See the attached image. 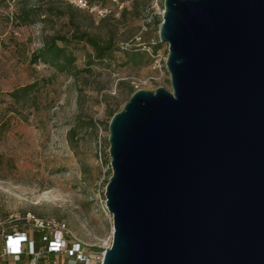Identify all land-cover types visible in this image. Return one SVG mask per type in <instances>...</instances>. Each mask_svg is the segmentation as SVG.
<instances>
[{"label":"water","instance_id":"95a60500","mask_svg":"<svg viewBox=\"0 0 264 264\" xmlns=\"http://www.w3.org/2000/svg\"><path fill=\"white\" fill-rule=\"evenodd\" d=\"M170 88L108 121L101 264H264V0H163Z\"/></svg>","mask_w":264,"mask_h":264},{"label":"rangeland","instance_id":"374dc122","mask_svg":"<svg viewBox=\"0 0 264 264\" xmlns=\"http://www.w3.org/2000/svg\"><path fill=\"white\" fill-rule=\"evenodd\" d=\"M92 1L108 6L109 13L98 17L80 9L76 18L80 28L100 40L110 37L122 46L136 36L159 40L163 0H119L122 5ZM67 4L0 0V229L30 231L41 221L54 236L77 243V261L88 256L96 264V252L112 239V214L104 194L111 174L107 109L122 107L130 85L133 90L170 88L168 49L161 41L157 56L146 52L151 59L140 63L125 62V55L116 49L110 65L89 66V46L79 43L73 46L78 57L70 72L31 62V53L47 35L72 34ZM34 79L38 84L28 96L10 93ZM90 116L100 122L95 131L86 125ZM76 117L79 125L69 140L67 131ZM61 222L67 233L56 225ZM60 258L65 262L69 256L61 253Z\"/></svg>","mask_w":264,"mask_h":264},{"label":"trees","instance_id":"16d2710c","mask_svg":"<svg viewBox=\"0 0 264 264\" xmlns=\"http://www.w3.org/2000/svg\"><path fill=\"white\" fill-rule=\"evenodd\" d=\"M66 1V0H65ZM92 1V0H91ZM68 2V1H67ZM101 3V2H100ZM70 2L67 4V21L72 27V34H61L54 33L49 34L44 38L43 44L35 49L30 55V61L35 63H44L54 68L58 72H70L76 67L77 53L74 47H77L79 43L84 46L88 45L89 50L87 52V65L90 66L92 63H103L110 65L113 59V52L117 49L125 55V62L129 63H140L145 60H150L151 57H147L145 46L151 45L154 50H157L161 41L156 40H144L142 36L139 39H133L128 46H122L121 44L114 43L112 38L106 40H100L96 35L92 34L89 30L80 28V22L76 18V11H79L80 7ZM145 59V60H144ZM86 66L85 68H87ZM38 81L36 79L28 81L20 86L13 88L10 93L15 97H26L28 96L37 86ZM129 92L128 97L133 91L132 86H128ZM128 99V98H127ZM115 107H109L107 109L108 121L111 115L117 111ZM79 118L73 119L70 128L68 129V138L72 139L76 129L79 125ZM100 123L98 120L91 116L87 118L86 125L88 128L95 131L97 124ZM28 240L32 242L33 252H30L25 246V249L18 253L16 256L10 258L0 257V264H10L14 261L19 264H70L69 258L64 262L60 256L61 253H55L48 250V243L54 238V235L41 226L33 225L31 230H24ZM13 230L0 229V244L6 241L7 235L11 234ZM71 245V243H68ZM80 264V262H78Z\"/></svg>","mask_w":264,"mask_h":264},{"label":"built area","instance_id":"2783aa9c","mask_svg":"<svg viewBox=\"0 0 264 264\" xmlns=\"http://www.w3.org/2000/svg\"><path fill=\"white\" fill-rule=\"evenodd\" d=\"M66 1L82 8V9H86V10L94 13L98 17L105 16L110 11V8L108 6L103 5L101 3H98V2H95V1H91V0H66ZM113 1L116 3H119L120 5L123 4V2H119V0H113ZM142 29H145V24H142L141 30ZM135 38L139 39L140 36H136ZM145 50L151 57H156L158 54L157 51L154 50L151 45L145 46ZM154 60L156 61V59H154ZM52 223L55 224L54 222H52ZM34 225L41 226L42 228H46V229H47V227H49V226H47V224H43L41 221L39 222V224L34 223ZM56 225L59 228H61L62 230L65 229V232L67 233V230L64 227L65 225L63 222L57 223ZM66 235H68V234H66ZM17 236H23L24 237V239L20 242V244L18 246L13 243L14 239ZM68 243H71V245H68ZM110 245H111V240L106 245H104L102 250H100L99 252H96V255H95L96 264H101L104 249L109 247ZM25 246H27V249L30 252H33L32 242H31V240H28L25 232L21 231V232L15 233L13 231L11 234L7 235L6 241L4 243L0 244V257H4V256L8 257L11 255L14 257L18 253L23 251L25 249ZM17 247L19 248L18 251H17ZM6 249L11 250V251L7 252ZM48 250H51L55 253H66L69 256V262L70 263L78 264V262H80V264H92V261L88 256H83L79 261H77V254H78V252H80V250L77 246V243L73 242L72 238L66 239L64 236H61V237L54 236V238L51 239L48 243ZM10 264H19V263L12 261V262H10ZM32 264H34L33 259H32Z\"/></svg>","mask_w":264,"mask_h":264},{"label":"clouds","instance_id":"9594fccd","mask_svg":"<svg viewBox=\"0 0 264 264\" xmlns=\"http://www.w3.org/2000/svg\"><path fill=\"white\" fill-rule=\"evenodd\" d=\"M24 239V237L23 236H17L15 239H14V241H13V243L14 244H16L17 246L20 244V242L22 241ZM19 250V248L17 247V251Z\"/></svg>","mask_w":264,"mask_h":264},{"label":"snow or ice","instance_id":"6c2138e0","mask_svg":"<svg viewBox=\"0 0 264 264\" xmlns=\"http://www.w3.org/2000/svg\"><path fill=\"white\" fill-rule=\"evenodd\" d=\"M15 250V249H14Z\"/></svg>","mask_w":264,"mask_h":264}]
</instances>
